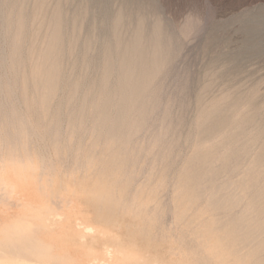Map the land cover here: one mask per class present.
<instances>
[{"label":"rangeland","instance_id":"rangeland-1","mask_svg":"<svg viewBox=\"0 0 264 264\" xmlns=\"http://www.w3.org/2000/svg\"><path fill=\"white\" fill-rule=\"evenodd\" d=\"M0 2V17L3 14L7 16L4 19L6 23L8 22V27L9 22L17 20L20 15L30 22L29 31L22 41L23 51L20 50L21 58L24 57L22 61L25 59L24 63L21 67L14 68L9 64L0 63V79L6 82L8 77L15 82L14 86L20 87L26 74L29 76L33 70L26 59L29 49L32 48L33 31L38 27V24H35L32 28L35 6L37 7L40 1L0 0ZM46 8L51 12L58 8L62 9L60 12L62 15L64 13L63 19L67 21L66 25L64 23V34L66 37L70 36L68 41L72 39L75 31L73 24L75 18L82 27L81 31L78 30V33L81 32L78 34L81 42L90 38L92 34L95 38V50L89 61L92 65L89 73H85L82 47L72 53L68 50L63 58L62 84L67 87L77 82L84 83V88H81L83 90H80L82 93L79 94L80 100L89 93L88 91L95 93L98 90L101 75L99 60L104 52V43L112 39L111 25L118 14H122L125 20L122 36L127 41L132 38L140 20L145 24L147 36L150 35L152 27L159 23L164 36L170 40L172 59L156 84L159 100L163 104L162 109L151 115L153 118L148 119L147 128L131 142L126 161L110 168L107 155L114 153L123 145L111 136L97 138L92 134V115H85L83 120L73 118L74 114L79 117L77 102L72 103L70 107L65 105L63 108L65 115L58 119L60 124L53 123L47 127L45 139L35 140L34 137H29L28 140H23L29 144V159L39 161L40 168L44 166L47 171L43 175L39 170L34 180H29L28 186L30 200L39 207H44L43 203L50 207V209L44 207V220L40 223L42 230L72 237L80 252L89 259H102L95 252L101 244L106 253L110 245L121 241H134L148 253L153 264H192L194 253L198 250V245L193 240L194 234L202 228L196 218L207 219L212 217L214 212L209 210L204 202H196L186 212L183 220L177 218L176 212L183 208L181 203L176 201L179 197L178 181L182 179L180 172L189 167V162H192L199 147L195 139L197 131L195 124L200 111L212 102L225 96L240 98L251 95L264 128V0H48ZM9 19L11 21H8ZM1 21L3 20H0L2 29L0 47L11 56L14 49L12 45L14 33H10L5 26L11 34L8 33L10 37L7 36ZM40 42L42 40L36 42L39 46L35 44L37 49ZM8 71L10 72L7 73ZM17 83L19 84L16 85ZM61 96H64L63 92L59 94V101L62 100ZM0 103L4 108L3 112H0V157L8 159L14 152L22 153V160L28 159L21 148L23 141L12 137L19 131L10 129L9 122L11 123L13 118L7 116L8 110L13 109H16L19 117L22 116L23 104L8 97H5L4 101L2 99ZM29 116V120L34 124L44 122L43 116L36 113ZM161 128L170 131L163 137L162 143L161 141L158 143L153 136ZM58 133L60 136L54 140L52 137ZM16 157L21 160L19 156ZM107 165L109 167L107 173H114L112 176L118 181L113 182L115 180H111V177L108 179L109 175L102 174V166ZM245 165L246 162H243L242 168L235 175L227 173L218 162L216 171L217 179H220H216L215 184L208 179L203 182L206 193L217 192L214 187L224 185L229 179L237 184L245 176ZM222 181L224 182L221 183ZM104 183L110 187L107 193L112 198L125 196L132 199L136 196V202L139 204L135 203L129 210L99 204L96 201L98 192L94 186ZM42 185H45V189ZM242 190L235 187L228 191L243 199L240 204L229 208L230 216H239L250 206L257 205L256 202L253 205V198ZM60 197L63 198L62 202ZM140 204L148 205L149 209L142 210ZM100 205L103 206L100 208ZM252 208L249 213L259 216V212ZM18 209L19 207L12 206L8 215L2 217L0 221L15 217ZM154 211L157 212L158 226L151 219ZM217 217L225 219L228 215L223 213ZM87 226L92 229H85ZM243 246L241 244L239 248L241 247L245 254L248 249L243 250Z\"/></svg>","mask_w":264,"mask_h":264},{"label":"bare ground","instance_id":"bare-ground-1","mask_svg":"<svg viewBox=\"0 0 264 264\" xmlns=\"http://www.w3.org/2000/svg\"><path fill=\"white\" fill-rule=\"evenodd\" d=\"M39 1L33 13L34 19L32 28L35 24H38V27L33 31V44L32 48L29 49L28 58L26 59L27 61L29 60L33 70L30 72L29 76L26 74L27 71L24 73L26 76L23 75L25 79L20 87L14 86L15 82H12L13 80L8 77H6V82H3L2 78L0 79V102H2V99L4 101L5 97H8L16 99V101H21L23 104L22 108H24V113L20 117L16 109L12 111L7 109L9 112L7 116L13 118L12 122H9L10 129L19 131L17 134L12 135V137L21 141H26L29 137H34L35 140L45 139L47 137V132L45 133L47 127L53 125V123L60 124L58 119L65 115L63 113L65 105L70 107L72 103L75 104L77 102L80 107H76L79 109V117L74 114L72 115L73 118L76 117V119L83 120L85 119V115H92V134L97 138L111 136L115 141L123 145L106 157L107 161H109L108 164L110 168H113V165L128 159L129 145L131 142L147 128L148 119H150L151 115L162 109L163 104H161L159 100L158 85L156 86V84L164 68L172 59L170 40L164 36L162 27L159 23H156L152 27L148 37L145 24L140 20L132 38L127 41L122 36L125 20L122 14H118L111 25L112 39L104 43V52L101 54L102 57L99 60L101 75L98 80V90L95 91V93L85 90L89 93H86L80 100L79 94L80 92L82 93L80 90H83L81 88H84V83L77 82L67 87H64L62 84L64 80L62 78L63 58L67 55L68 50L72 53L76 49L82 47L84 50L83 64H85V73H89V69L92 66L89 64V61H91L90 58L94 54L93 52L96 44L95 38H93L92 34L89 36L90 38L81 42L79 36L81 32H79V34L78 30L81 31L82 27H80V22L75 18V20L73 19L75 31L71 36L72 39L68 41L67 39L70 36L66 37L64 34V23L66 25L67 21L63 19L64 13L62 15L60 12L62 9L59 10L58 8L56 11L51 12L46 8L48 0ZM8 4L10 3L8 2ZM0 18L3 20L1 23L2 27L4 25L3 31L6 32V35L9 36L10 33H14V44H12L14 45V49L12 55L9 56L10 53L7 55L5 50L0 47V63L2 65L9 64L11 68H14V66L21 67L25 59L22 61L24 57L21 58L20 50L23 51V48L21 49V46H23L22 41L23 38L26 37V32L29 31L28 26L30 22H27L22 15H20V17H17L18 19L13 22L9 19L8 21L11 22H9L8 27V22L6 23L4 19L7 18V16L3 14ZM5 26L8 27L10 33ZM2 34L4 33L2 32ZM39 40H42V42H40V47L37 49L35 46L38 45L36 42ZM3 45L4 44H2V46ZM66 61H68V59ZM10 71L12 72V70ZM17 72L19 71L17 70ZM81 74L83 75V73ZM18 84L19 83L16 85ZM70 84H72V82ZM29 86H31L32 89H30ZM67 91L68 93H66ZM61 92L64 93V96H61L62 100L59 101V94ZM21 97H23V99H21ZM78 101L80 102L78 103ZM254 101L251 95L240 98L225 96L202 109L196 121L195 126L197 131L195 133V139L199 147L192 162H189V167L185 171L180 172L182 179L178 181L179 186L177 188V194L179 197L176 201L181 203L183 208L176 212V216L179 220H183L186 212L189 211L192 204L196 202H204L207 208L214 212V215L207 219L203 217L196 218L198 225L202 228L199 231H195L194 234L193 240L197 243L198 250L194 253L192 264H264V259H262L264 253V201H262L264 200V128L260 123L259 110H257ZM2 109L4 108L0 103V112ZM31 113L43 116L44 122H42V124H38L37 122L38 125L34 124L28 118ZM72 116L69 117L73 119ZM25 130H30L31 132L28 133L25 132ZM162 130L165 131L162 132ZM169 131L170 130L166 128H161V130L159 132L157 131L158 133L153 136L155 138L154 140L156 142L161 141L167 133L169 134ZM59 136L58 133L52 138L56 140ZM28 145L29 144L24 141L21 144V148L27 156L29 155ZM12 149H14V147ZM22 155V153L15 154L13 152L8 159L18 160L16 156L21 158ZM159 156L160 155H158V157ZM27 158L29 159V156ZM0 159L3 158L0 157ZM20 161H23L22 158ZM218 162L227 173H235V175L237 174L236 172L242 168L243 162H246L244 168L245 176L239 182L237 181V184L229 179L224 185L219 186L217 184L218 187H214L218 190L217 192L206 193L203 182L208 179L212 184H215L214 182L218 175L216 171ZM102 168V174L109 175V180L111 177V180H115L113 182L118 181L117 178L112 176L114 173H107V171H109L108 165L105 167L102 166ZM40 170L43 175L47 173L44 166L40 168ZM51 170H53V168ZM223 182L224 181L221 183ZM29 185L30 181L27 180L25 192L28 198L27 202L33 203L36 207H39L37 203L30 200ZM234 186L242 188V191L253 198V205L255 202L257 205L252 206L253 208L250 206V208L257 210L259 216H254L249 213L251 210L250 208L242 212L239 216L235 217L229 215V208L240 204L243 200L240 199V196V198H238L237 194L233 195L235 190L229 193V190L235 189ZM42 187L45 189V185H42ZM94 188L98 192L96 201L99 204L114 205L121 210H129L130 206H134L135 203H138L136 202V196L132 199L125 196L112 198V196H109L107 193L110 187L105 183L103 185H95ZM21 190V183L15 179L7 185L0 182V220L2 217L8 215L12 206L19 208L22 206L20 202ZM62 199L63 198L60 197V202H62ZM103 205H100V208ZM43 206L50 209L45 203H43ZM98 208L99 207H97V210ZM140 208L145 211L149 209V206L140 204ZM53 213L56 214L55 211H53ZM223 213L228 215V217L225 219L217 217L219 214ZM156 216L157 212L154 211L151 219L154 224L158 226ZM39 228L42 230L40 225ZM85 229L90 230L92 228L87 226ZM241 244L244 245L243 250L248 249V252L245 254L242 252V248H239Z\"/></svg>","mask_w":264,"mask_h":264},{"label":"clouds","instance_id":"clouds-1","mask_svg":"<svg viewBox=\"0 0 264 264\" xmlns=\"http://www.w3.org/2000/svg\"><path fill=\"white\" fill-rule=\"evenodd\" d=\"M39 170L37 160L0 159V182L7 185L15 179L22 186L17 214L0 221V264H153L134 241L110 245L106 253L101 244L95 252L102 259L94 260L80 252L72 237L41 230L45 208L27 202L25 195L26 181L34 180Z\"/></svg>","mask_w":264,"mask_h":264}]
</instances>
